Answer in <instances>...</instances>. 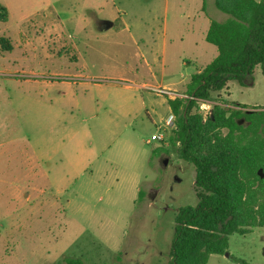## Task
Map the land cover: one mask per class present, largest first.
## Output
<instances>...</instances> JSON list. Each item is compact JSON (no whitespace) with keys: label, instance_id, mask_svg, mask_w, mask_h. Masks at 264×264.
I'll return each mask as SVG.
<instances>
[{"label":"rangeland","instance_id":"1","mask_svg":"<svg viewBox=\"0 0 264 264\" xmlns=\"http://www.w3.org/2000/svg\"><path fill=\"white\" fill-rule=\"evenodd\" d=\"M41 1L0 0L20 8L11 23L26 33L25 44L20 33L12 41L0 20L9 41L0 42V264H169L175 215L198 203L196 171L178 158L173 132L148 142L170 109L153 89L180 94L209 62L203 46L216 48L195 28L201 0H184L183 14L182 0L168 12L166 0H107L121 8L108 30L92 15L82 29L77 0H51L50 32L35 15ZM206 15V25L227 17L215 0ZM163 34L171 42L153 62ZM212 99L264 112L261 66ZM214 104L199 106L205 118ZM207 264H264V226L229 236Z\"/></svg>","mask_w":264,"mask_h":264},{"label":"trees","instance_id":"2","mask_svg":"<svg viewBox=\"0 0 264 264\" xmlns=\"http://www.w3.org/2000/svg\"><path fill=\"white\" fill-rule=\"evenodd\" d=\"M215 6L228 15L222 22L210 19L206 33L217 56L192 75L188 97L168 98L176 119L170 144L195 167L198 199L175 215L169 264H207L211 254L228 249L229 236L264 226V112L212 99L230 81L244 84L258 65L264 74V0H215ZM7 19L0 5V20ZM201 101L215 103L206 118ZM144 195L140 191L139 200Z\"/></svg>","mask_w":264,"mask_h":264},{"label":"crops","instance_id":"3","mask_svg":"<svg viewBox=\"0 0 264 264\" xmlns=\"http://www.w3.org/2000/svg\"><path fill=\"white\" fill-rule=\"evenodd\" d=\"M166 1H167L166 12H168L170 10V0H166ZM183 1L184 0H182V2H181V4H183L182 6L177 5L178 6L177 9H180L182 14L184 12L187 13L189 11L188 8H186V9L184 8V2ZM77 2L79 3L78 7L80 8L79 16H80V18L83 17L82 20L84 21V23L80 25L82 29H86L87 26H89L91 24V20L86 21L88 19V15H92L95 17L94 19H96L95 21L101 30L112 29L113 27L116 26L117 21L120 19L121 8H118L114 4V2H113V9L106 7V5L108 4L107 0H77ZM3 6L6 7V9L8 11V19L6 21H3V23L5 24L3 30H6L8 32V35L12 41H13V38H15L17 33L22 34V37L24 39L22 38L23 41L21 43L25 44L26 43V39H25L26 33H24V31L20 27L17 26L18 23H11V21L13 20L14 17H18L20 15L19 14L20 8L13 6L10 3L4 4ZM55 11H56V8L53 6V2L51 0H42L40 6L37 7V12L35 15L40 16L41 19H46L45 29L48 32H50L52 30V28H54V30H55L59 26V24L55 18L57 16V13ZM39 13H42V15H40ZM98 14H100V15L104 14L106 16V18H99ZM197 14H198L199 21H200V24L202 27L199 28L196 26L195 28L197 31H201L203 37L206 38V33H207V30H208V27L210 24V19H211V18H209V21L207 22V25H206L205 18L209 17L206 15V0H201V6H199V8L197 9ZM25 15H28V13H25ZM201 18H203V21L201 20ZM227 18H228V15L226 18H223L222 21H225ZM222 21H220V22H222ZM205 41H206V39H205ZM39 42H40V40H39ZM170 42L171 41H170V39L167 38V35H165V34H163L161 36L158 35L157 39L154 40V45L152 47L153 51L151 54L153 56H155L154 59L152 60L153 62H156V58L159 56V54L166 55ZM27 43H30V42H27ZM208 44H210V43H208ZM39 46H40V44H39ZM214 47L216 48V46H214ZM71 48L73 49V47H71ZM203 51H204L205 55H211L212 54L210 56L209 62L205 65V66H207L217 56L218 51H217V48L211 49V47H209L208 45L203 46ZM73 58H74V56H73ZM184 65H189V61H185ZM202 69L198 70L197 72H200ZM162 71H165V66H162ZM162 81H163V77H162ZM143 85L146 86L147 84H143ZM187 86H188V84H187ZM168 89H170V88H168ZM178 95L188 96L187 95V89ZM168 98L173 99L170 96H168ZM169 112H171V108L169 109Z\"/></svg>","mask_w":264,"mask_h":264},{"label":"built area","instance_id":"4","mask_svg":"<svg viewBox=\"0 0 264 264\" xmlns=\"http://www.w3.org/2000/svg\"><path fill=\"white\" fill-rule=\"evenodd\" d=\"M153 91H155L157 94L168 95V96L172 97L173 99L176 98V97H181V98L188 97V96L178 95L176 92L170 91L168 89L154 88ZM212 103L213 102H210V101H201L200 102V107H201V109L206 110V108H209V106H211ZM175 120L176 119H175V116H174L173 112L172 111L169 112L168 116L165 119V124L163 126L165 132H162L161 129H160V131H158L156 134L152 135L151 140L148 141V142H151L153 140L160 141V142L165 141L166 132L167 131L173 132V130L175 129Z\"/></svg>","mask_w":264,"mask_h":264},{"label":"water","instance_id":"5","mask_svg":"<svg viewBox=\"0 0 264 264\" xmlns=\"http://www.w3.org/2000/svg\"><path fill=\"white\" fill-rule=\"evenodd\" d=\"M165 162H167V160Z\"/></svg>","mask_w":264,"mask_h":264}]
</instances>
